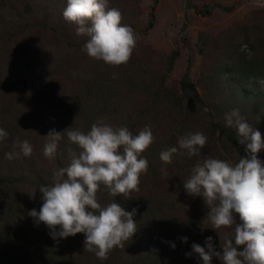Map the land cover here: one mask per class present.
Returning a JSON list of instances; mask_svg holds the SVG:
<instances>
[{
  "label": "rangeland",
  "instance_id": "374dc122",
  "mask_svg": "<svg viewBox=\"0 0 264 264\" xmlns=\"http://www.w3.org/2000/svg\"><path fill=\"white\" fill-rule=\"evenodd\" d=\"M66 5L67 0H0V128L6 127L11 134L0 142V172L1 176L10 169L14 172L8 179L4 177L6 188L0 187V203L5 205L0 206V243L4 247L0 246V264H6L4 253L14 256L16 252L22 255L18 264L46 261L48 256L54 263L102 264L93 252L84 250L83 233L53 239L43 222L37 224L28 215L31 209L39 211L37 204L43 203L37 200L36 191L35 198H29L35 186L32 180L38 173L46 176L57 171L58 164L69 158L59 142L55 159L43 155L46 135L58 131L54 123L58 116L65 123L82 118L91 124L103 120L114 127L126 126L133 135L145 122L156 146L174 133L170 140L172 147H178L176 127L185 122V134L209 136L198 156L178 150L180 155L173 154L170 164H164L154 148L151 167L141 175L137 192L151 200H170L169 206L172 201L164 209L170 229L159 230L160 234H171L180 225L181 211L190 205L196 209L197 228L171 254L187 264H203L195 252L185 256L193 253L191 245L199 244L207 251L205 240L211 236L214 250L222 252L225 234H234V228L215 230L205 223L203 198L187 194L184 180L206 157L229 163L236 158L224 151V137L214 131L211 138L213 114L233 108L231 81L226 75L222 79L219 69L221 63L231 62L239 54L264 63V0H109L108 7L122 13L121 23L130 26L136 38L131 58L119 66L87 55L83 47L88 37L78 36L77 25L65 21ZM181 83L194 91L184 94ZM188 98L192 110L186 107ZM84 104L86 117L80 111ZM17 138L33 145L32 156L5 159V153L19 151L13 147ZM161 169L167 171V179ZM236 220L240 222L237 214ZM143 222V226L148 224ZM153 231L147 240L158 232L156 227ZM131 244L138 254L147 252L140 248L141 241ZM45 249L48 254H43ZM115 250L109 261L130 262L131 250L124 247L120 258ZM176 258L171 261H179ZM163 259L170 262L166 254ZM211 264L222 261L213 256Z\"/></svg>",
  "mask_w": 264,
  "mask_h": 264
},
{
  "label": "clouds",
  "instance_id": "9594fccd",
  "mask_svg": "<svg viewBox=\"0 0 264 264\" xmlns=\"http://www.w3.org/2000/svg\"><path fill=\"white\" fill-rule=\"evenodd\" d=\"M108 3L109 0H67L62 15L65 21L77 25L78 36L88 37L83 50L89 57L119 66L131 58L136 38L133 29L121 23L122 13L109 8ZM253 79L264 87V78ZM225 126L236 130L245 155L234 165L206 157L191 168L183 186L187 194L203 198L207 208L205 223L215 230L234 228V234H225L222 252L214 250L211 236L205 240L207 251L196 243L191 248L203 264H211L213 256L222 264H264V160L257 155L264 149V139L238 108L225 114ZM66 135L79 151L68 149L70 164L54 172L52 184L39 186L43 203L39 211L31 209L28 215L37 224L43 222L53 239L83 233L84 250L107 260L115 248L124 249L137 231L133 219L136 209L126 211L117 202L102 206L97 193L103 187L113 198L123 195L128 199L132 192H138L140 177L148 170V160L142 154L155 137L147 125L133 135L126 126L114 127L103 120L93 123L87 132L71 129ZM8 136L0 128V142ZM46 136L43 155L53 160L61 135L50 131ZM207 141L202 132H188L178 137V147L162 151L160 159L170 164L178 150H186L189 157L198 156ZM13 147L19 151L5 153V159L30 158L34 151L28 140L19 138ZM161 171L167 179V171ZM35 191L28 193L30 199L35 198ZM180 239L187 242V237ZM171 247L174 249L175 244ZM190 255L185 253L186 257Z\"/></svg>",
  "mask_w": 264,
  "mask_h": 264
},
{
  "label": "trees",
  "instance_id": "16d2710c",
  "mask_svg": "<svg viewBox=\"0 0 264 264\" xmlns=\"http://www.w3.org/2000/svg\"><path fill=\"white\" fill-rule=\"evenodd\" d=\"M10 1V0H8ZM8 5V4H7ZM222 66L219 69L220 75L223 77H228V79L231 81V103H232V109L238 108L241 115L246 119V121L253 125L254 128L259 130L262 135V139H264V87H262L259 83L256 82V79L253 78H264V63L259 62L258 59H244L241 54H239L236 59L231 60V62L224 61L220 64ZM226 75V76H225ZM180 88L183 90L184 94H191L193 92V89H189L188 91L187 87L184 86L183 83L180 84ZM85 94V91H82L83 95ZM229 103V102H228ZM80 111L84 114L86 117L87 109L85 104L80 107ZM228 111V110H227ZM228 113L222 108L220 111H218L216 114H213L214 118V127L211 131V138L214 137V131L217 136L224 137V140H221V144H223L224 151L227 154H235V160L231 162V164H235L239 161L241 156L245 155L244 151V145H241L238 142V137L236 130L232 127H226L225 126V114ZM61 116H58L55 123V128L58 129L56 132H60L61 140L59 141V146L65 147V149H74L76 151H79L77 146L75 144H72L66 133L68 130L71 129H80L82 131L87 132L89 130V126H91L92 121H90L88 118H82L77 121H71L70 123H65ZM189 123V122H187ZM149 126V124L142 122L139 124V129H143L145 126ZM142 126V127H140ZM4 130H7L6 127L3 128ZM186 129V122L183 124H178L176 127V133L180 136L185 135ZM170 130H168L169 132ZM134 133L138 134V130L135 129ZM165 134V132H164ZM174 133H169L168 136H166L165 139H162L160 142V145L154 144V142L151 144V146L142 154L143 157H145L148 160V169L151 167V162L157 153H161L164 150H167L168 148L173 146L172 141L170 140L171 137H173ZM11 136V134L9 135ZM8 136V137H9ZM209 137V136H208ZM156 148V150L154 149ZM158 148V149H157ZM69 154V153H68ZM180 155V152L176 153ZM183 154V153H182ZM184 155V154H183ZM258 157L261 160H264V149H262L258 154ZM224 160V159H222ZM225 161V160H224ZM70 157L68 158V161H64L58 164V170L62 167H67L70 163ZM10 173L7 174L5 172L1 176L0 172V187L2 189H5V184L7 181L4 177L7 178L8 175L14 174L13 170L10 169ZM56 172V171H55ZM20 174V172L16 173V175ZM53 174L48 173L46 176L42 174H37L35 178L32 180V183L34 186V189H36V193L38 192V195L40 197L42 196V193L39 191V186H47L53 183ZM5 180V181H4ZM7 185V184H6ZM98 201L101 203L102 206H106L110 202H117L120 203L121 207H123L126 211H132L133 208L136 209V213L133 217L134 221L137 224V231L133 234L131 239L126 242L125 247L129 250H131V257L130 262L126 264H151L150 260H152V264H187V261H181L183 259L176 258L175 255L171 253L176 252V248L178 244H181V237H187L186 234H188L191 230H195L197 228L198 220L195 219V211L196 209L192 207L191 205L187 208V211H181L183 219L181 220L180 225L171 231V234H160L159 230H166L170 229V224L167 220H165V214L164 209H168L172 205V201L169 206L170 200L160 199V200H151L147 195H144L143 193L140 195V193H131L130 198H126L123 195L117 196L115 198L111 197L106 189L103 187L101 190L97 193ZM37 200H41L37 197ZM181 203V202H180ZM183 205V203H181ZM5 206L4 204L0 203V206ZM10 205V204H9ZM38 206L36 208H40L42 203L40 202L37 204ZM1 213V211H0ZM238 215V214H237ZM2 218H0L1 222ZM143 221H145V224L147 225L143 226ZM155 224V227L157 229V233H155L153 236H149L147 240V236L151 233H154L155 227H152V224ZM143 228L141 229V227ZM171 228V229H173ZM194 233V232H193ZM167 235L168 238L163 239ZM133 241L135 242H142L144 244L140 245V248L143 250H146L147 252L145 254H138L135 247L131 244ZM175 244V248L173 249L171 247V244ZM183 243V242H182ZM130 244V245H129ZM152 244V245H151ZM129 245V246H127ZM0 246L3 247V245L0 243ZM167 251H165V248ZM4 248V247H3ZM47 249L43 250V254L48 252ZM242 250V247H241ZM51 250H49L50 252ZM116 251L120 254L119 258L121 257L122 249L116 248ZM170 252V253H169ZM166 256L169 259V263L166 262L165 259H163ZM5 260L4 262L6 264H18L22 255L18 252L15 253L14 256H11L10 253H4ZM191 255H195V253H191ZM114 256V255H113ZM112 256V261L113 257ZM51 256H48L46 261H35L33 264H48L49 261H54L50 258ZM172 258H176L179 261H171ZM100 260V259H99ZM102 264H114L111 261L107 260H101ZM54 264H71V262H62V263H54ZM72 264H78V263H72ZM121 264V263H118Z\"/></svg>",
  "mask_w": 264,
  "mask_h": 264
},
{
  "label": "water",
  "instance_id": "95a60500",
  "mask_svg": "<svg viewBox=\"0 0 264 264\" xmlns=\"http://www.w3.org/2000/svg\"><path fill=\"white\" fill-rule=\"evenodd\" d=\"M187 109L188 110H192V105H191V98H188V102H187V105H186Z\"/></svg>",
  "mask_w": 264,
  "mask_h": 264
}]
</instances>
